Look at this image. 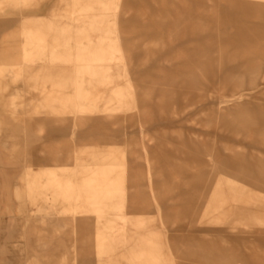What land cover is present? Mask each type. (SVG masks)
<instances>
[{"label": "rangeland", "instance_id": "374dc122", "mask_svg": "<svg viewBox=\"0 0 264 264\" xmlns=\"http://www.w3.org/2000/svg\"><path fill=\"white\" fill-rule=\"evenodd\" d=\"M3 31L11 264H264V0H0Z\"/></svg>", "mask_w": 264, "mask_h": 264}, {"label": "crops", "instance_id": "0c3cea01", "mask_svg": "<svg viewBox=\"0 0 264 264\" xmlns=\"http://www.w3.org/2000/svg\"><path fill=\"white\" fill-rule=\"evenodd\" d=\"M0 34L1 39L6 31ZM45 166H48V164ZM19 175L16 166L8 164V156L0 146V263L11 264L14 262L12 247L18 242L15 238V232L22 229V225L18 226L15 225L17 223L13 224L12 222L18 214V207L14 199V186ZM33 243L26 242L25 245L34 246Z\"/></svg>", "mask_w": 264, "mask_h": 264}, {"label": "bare ground", "instance_id": "6f19581e", "mask_svg": "<svg viewBox=\"0 0 264 264\" xmlns=\"http://www.w3.org/2000/svg\"><path fill=\"white\" fill-rule=\"evenodd\" d=\"M113 32L114 31H112L110 34L107 35V37L110 38L111 40H114V35L116 34V33L114 34ZM112 49L113 50L111 51V53L114 54L115 53L114 51H116V48L113 46ZM54 178H56V177H54ZM108 225H109L110 228L114 227V230H115V227L117 225V221L115 219L114 220H109Z\"/></svg>", "mask_w": 264, "mask_h": 264}]
</instances>
